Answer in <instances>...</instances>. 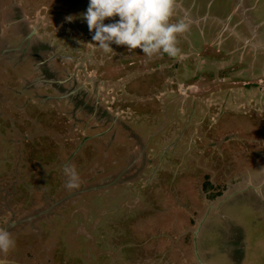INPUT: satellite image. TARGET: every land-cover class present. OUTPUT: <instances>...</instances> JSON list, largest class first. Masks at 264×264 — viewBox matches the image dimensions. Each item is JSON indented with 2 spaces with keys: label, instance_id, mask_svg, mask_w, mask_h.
Segmentation results:
<instances>
[{
  "label": "rangeland",
  "instance_id": "rangeland-1",
  "mask_svg": "<svg viewBox=\"0 0 264 264\" xmlns=\"http://www.w3.org/2000/svg\"><path fill=\"white\" fill-rule=\"evenodd\" d=\"M209 1L210 14L215 13L219 4L222 11L227 3L234 5L235 2L197 0V3L207 6ZM71 2L73 7L80 6L78 0H0V228L9 230L16 241L10 252H0V260L8 264H264V207L259 206L255 196L248 200L244 193L248 202L241 204L243 220L250 227L249 238L254 243L248 263L242 259V245L235 244L242 241L238 224L218 231L216 219L212 217L226 211L231 201L221 212L218 207L225 198L235 200L243 196L238 193L232 197L231 187L225 193L222 188L232 185L234 180H226L227 175L235 173L231 169L237 170L241 157H251L255 151L262 153L256 157L264 156V133L256 128L257 132H243L249 129L246 120L249 116L238 112L227 111L220 117L215 110L212 118L216 122H210L206 117L205 106L210 103L206 94L213 88L194 87V73L185 71L187 84L184 86V82L181 88L187 91L186 86L191 83V89L197 90L189 94L200 96L196 103L198 113L192 116L191 98L187 97L188 108L182 105L184 116L180 126L175 121L168 128L163 117L156 126L144 124L149 128L143 134L134 126L135 134L126 126L127 121L134 123L133 110L125 108L124 103L117 105L116 97L122 84H126L129 70L134 69L130 80L133 88L138 89L136 84L141 83L146 94L150 85L148 78L160 72L150 74L142 70L146 68L140 59L142 50L138 55H129L126 45L112 44L114 51L105 54L96 48L91 44L97 43L92 40L94 33L89 31L82 15H78L79 8L72 11ZM178 3L184 4L176 0L175 14L182 19L184 11ZM190 6L186 5L185 9L188 11ZM210 14L206 17V12H199L200 21L210 18ZM70 15L75 17L72 22L66 19ZM111 19L114 21L116 17ZM184 20L190 29L188 17ZM221 26L217 25L215 33L210 37L206 34L205 38L199 33L202 26H195L197 37L193 38L200 53L208 47H217L213 40ZM192 32L187 30L182 37L186 40ZM202 32L205 33V27ZM254 54V62L258 64L260 60L258 70L264 71V47L260 54ZM99 59L104 61V67L98 72L99 66L95 67ZM241 68L240 64L235 65L234 75H237L233 83H220L232 87L236 96L245 79L259 78L243 77ZM206 70L209 73V69L202 67L196 71L203 74ZM121 75L124 76L122 83L118 80ZM206 75L209 80L210 74ZM227 75L228 71L223 70L218 78ZM97 76L117 86L109 89L102 85L104 90L96 85ZM98 88L105 94L104 105L97 102ZM156 90L160 98L171 96L168 89L163 92L162 85ZM175 90L179 92L178 85ZM251 98L264 104V97L257 92ZM156 104L155 99L133 100L132 107L140 113H149ZM168 118L170 122L171 117ZM204 120L211 123L206 129ZM210 126L213 128L208 132ZM117 137H122L115 142L121 146L119 151L128 152L120 158L125 162L121 165L119 159L110 162L105 157L93 164L104 167L101 166L104 171L101 181L90 180L81 169L77 170L81 177L79 187L67 188L64 165L80 160L82 153L96 150L99 143L111 145ZM16 139L18 151L14 148ZM197 147L206 159L198 171ZM210 158L214 159L213 164ZM236 203L240 206L239 200ZM229 208L230 205L227 214ZM99 217L100 223L93 224ZM230 218L228 215L223 218L220 227H227ZM207 221L215 237L208 236L204 241H216L215 245L208 244V253L202 255L203 226L197 239L195 232ZM195 239V249L204 263L198 256L196 259ZM230 241L236 245L231 246L236 254L229 260H218L222 255L219 249ZM183 245L189 252L182 251Z\"/></svg>",
  "mask_w": 264,
  "mask_h": 264
},
{
  "label": "flooded vegetation",
  "instance_id": "flooded-vegetation-1",
  "mask_svg": "<svg viewBox=\"0 0 264 264\" xmlns=\"http://www.w3.org/2000/svg\"><path fill=\"white\" fill-rule=\"evenodd\" d=\"M177 1L182 2L185 5L184 6L178 3L179 7L181 5V9L184 11V16L182 19H185L186 16L188 17V20H190L191 22L190 29L188 30H190L191 32L193 31L191 33V36L188 37L186 40L184 37H182L183 34H181L180 38H178V41H179L178 47L181 49V52L184 54V58L183 59H181L180 57L173 58V57H169L167 54H161V55H154L152 57H148L150 59H147L144 53L141 54L142 57H140V59L143 60L142 62H144V65L146 67V68H142L144 72H147L150 74H153L156 71L160 72L159 74H155V75L153 74V77L151 79L148 78L150 85H149L147 94L143 92L144 86L141 83L137 82L136 88L138 89H134L133 86L131 85L130 80H131V77L133 76V70H134L133 69V70H129L131 71L130 75H127L125 79L126 84L125 83L122 84L121 86L122 88L120 89V94L119 95L115 94L118 96V98L115 95L109 96L112 98L116 97L115 103L117 102V99L119 100V104L117 105L121 106L120 104L124 103L126 105L125 108L133 110L134 113L132 116L134 119V123L132 124L130 123L132 122V120L127 121L126 126H128V128L131 131H133L135 134H136V130L133 128L134 126H137L140 128L139 131L142 133L143 130H144L143 132H145L146 129L149 128L148 126H145V125H148L149 123H151L152 127L156 126L159 120L162 121L163 117H165V122L167 123L168 128H170V124H174L175 121L178 122L180 126L182 124L181 117L184 116V113H182V105L185 108H188V105H186L187 97L191 98L189 107H192V110H191L192 116L196 115L199 110L198 107H197L198 110L196 109V103L198 102V98L200 96H198L197 93L189 94V91L197 92V90L191 89L192 88L191 83L186 86L187 91L181 88V84H183L184 82H185L183 84L184 86L187 84L185 80V76H184L185 71H186V72H192V75L194 73L195 79H196V82H194V85H195L194 87H197L200 85H206V87L213 88L208 91V94H206L209 96V102H210L208 106H205V108L208 109V114L206 117L208 118V120H210V122L215 119V118L214 119L212 118L215 115L214 114L215 110H218L220 117L223 114H225L227 111L228 112L233 111L234 113L238 112V114L240 115H244L246 117L249 116L248 119H246L247 122L249 123V129L242 130V128L239 126L243 132L246 133V131H248L249 133V131L254 130L256 128V130L262 133L263 135L264 133V120H263L264 104L263 102H261L260 104V100L255 101L251 97L256 92L258 95H262L264 97V71L258 70L260 66L259 64L260 60L257 61L258 64L254 62V59H255L254 53L257 52L258 54H260V49L264 47V42L261 40V38L264 40V3L261 2L260 4L259 1L261 0H252L251 4L249 3L250 0H235L234 5L232 2L227 3L224 6V9H222V11H221L222 5L219 4L216 7L215 13L210 14V10L208 9L210 1L207 6L202 5V4L198 5L197 0H188L187 2L186 0H177ZM77 4H80V6L73 7V4L71 2L72 11H74L78 7L79 8L78 11H80L78 15H82L83 12L87 11V8H88L87 5H89V0H83V1L78 0ZM186 5H191L188 11L185 9ZM204 7H206V10H203ZM230 8H232V10L229 13H226L228 12V10H230ZM37 11L39 12L38 9ZM202 11L206 12V17H209V14H210L211 17H213V20L212 19L210 20L211 18L210 17L203 21L202 20L200 21L201 16L199 15V12L201 13ZM220 16L223 21L219 19ZM118 19L119 17H116L115 20H118ZM180 19H181L180 16L175 14L173 17V22L179 21ZM111 22H113L111 18L105 21V23H111ZM83 23H86V22H83ZM217 25L218 26L222 25L220 27V30L215 34L214 40H213L214 43H217V47L216 46L208 47L206 48V51H204L203 53H200L198 51L199 47H197V44H196L197 40L193 38L194 36L197 37V30H194L195 26L197 27L202 26L201 29L199 30V33L203 35V38H205L204 35L207 34V36L210 37L212 32L213 34L215 33L217 28H219L217 27ZM203 27H205V33L202 32ZM207 29H208V32H206ZM35 34L36 33H34V35ZM193 39L195 40L194 41L195 43L193 42ZM124 47L130 51L129 55H133V54L138 55L141 52V49L138 51V48L135 50H130L127 46H124ZM52 55L53 54H51V56ZM103 63L104 61L101 59H99L98 63H96L95 68H98L99 66V68L97 69L98 72L100 71L101 67H104ZM132 64L135 65L134 62H132ZM237 64H240L242 67L241 75L243 77L245 78L250 77L252 79H255L251 75H256L259 78H256L255 80L245 79L243 81V84L240 86L241 90H239L240 91L239 94L236 96L234 95L235 93H233L234 90L232 89V87L227 86V84L234 82L233 80L234 76L237 75V74L234 75V70H235V65ZM244 64H246L245 67L243 66ZM5 65L6 64H3L4 67ZM201 67L209 69L208 70L209 73H206L207 70L203 74L197 73V71L201 70ZM223 70H227L228 75L226 77L218 78V73H220ZM212 73L214 74V77L213 75H211ZM206 74H210L209 80L207 79ZM123 77L124 76L121 75V77L118 79L119 82L122 83V81L120 80H123ZM95 81L97 82L96 85L101 86V87L104 86L105 88L106 86H108L109 89H111L114 85L117 86L116 83L112 85L113 83H111V80L109 81V79H103V78L99 79L98 76H97V79H95ZM221 82H226L227 84L226 83L220 84ZM159 85H162V87L164 88L163 92H165V89L166 90L168 89L167 91L171 93V96H170L171 99L168 96L167 97L165 96L163 98L162 97L160 98L158 96V93L156 92L157 91L156 87H158ZM175 85H178L179 92H176ZM171 86L172 88H170ZM115 90L116 89L114 88V91ZM83 92L85 93V91ZM187 92L189 96H187L188 95ZM200 92L202 93V90ZM174 95L175 97H173ZM96 96L98 100L97 102L104 105L105 104V101H104L105 94L101 92L100 88H98V90L96 91ZM181 98H185L183 102L181 101ZM154 99L157 100V104L152 106V109H154L155 112L153 110L149 113H140L134 110L132 107L133 100L147 101V100H154ZM168 102L170 104V107H169ZM2 109H4V105L2 106ZM4 112L5 110L3 111V113ZM168 117H171L170 122H169ZM173 117L175 118L174 120L172 119ZM251 117H256L257 120L255 121ZM205 120L203 121L202 124H203V128L205 127L206 129L211 123L208 124V121H205ZM141 124H143L142 125L143 127L141 126ZM176 127H178V125ZM115 128L119 130L118 126H116ZM211 128L213 127L210 126V128L208 129V132L210 131ZM123 131L125 132L126 130L123 129ZM112 133L116 134V132L114 131H112ZM119 139H122V137H117V139L114 140L111 145H108L107 143H104V144L99 143L96 150L89 151V153L87 154L82 153L80 160L78 159V161H71L70 164L73 165L77 170H81V169L84 170L83 171L84 175L89 176L90 180L96 179L94 180L95 182L101 181L99 179H101L100 176L104 173L103 169L101 168V166L103 167V165L100 164L97 167H94L96 166V165H93L94 163L98 164L105 157L110 162H114L119 159V163L121 165L125 162L124 159L120 160V158H124L125 153H128V152L125 151L126 149H124V151L120 149L119 151V147L121 146H119L120 145L119 143H115V142H119ZM174 141H172V143ZM15 142L16 143H15L14 148L16 149V151H18L19 140L16 139ZM171 144L169 143V145ZM169 145L167 144L165 147H163L164 151ZM174 145L175 144H172L171 147H173ZM109 147H110V150L108 149ZM175 148L176 146H174V149ZM64 151H66V149ZM116 151H119V152H118V155L115 157ZM260 153L261 152L255 151L252 153L251 157L249 156L247 158L241 157L239 159L240 166L237 168V170H234L233 168L231 169V173L232 172H235V173L231 176L227 175L226 180L232 182V178H233L234 181L231 183L232 185L227 184V186H223L222 190L225 193L231 187L232 194H233L232 197H235L236 195H238V193L242 194L243 196L235 200H232L234 198L232 199L225 198V200L221 201L218 207L221 212L223 210V206L231 201L226 206V209H225L226 211L221 212L220 213L221 215H219L218 213L212 215V217L216 219L215 226H217L218 231H221L223 229H229L231 226L234 227V224H238L239 229L243 233L241 237L242 241L236 242L235 244L242 245L243 252H244L242 259L245 260L244 262H247V263H248L247 257L250 256V250L254 248V243L249 238L250 227L243 220L244 215H242V208H241L243 205L241 204H242V201L246 200L248 202L249 197L255 196L254 198L257 199L259 206L261 205L264 207V156L256 157L257 154H260ZM164 154L166 153L164 152ZM223 154L224 153L220 152L221 156H223ZM200 158H204V159H200ZM202 160L205 161L206 159L204 155H202L201 149L197 147V171H198L199 166L203 165ZM209 160H211L212 164L214 163L213 158H210ZM244 193L247 195L248 200L246 197H244ZM237 200H239L240 206H238V204L236 203ZM137 203L138 201H136V204ZM229 205H230V208H229L230 213L228 212L227 214V208ZM103 214L104 213H102V215ZM227 215L229 217L231 216L230 220L226 222L227 227L226 226L220 227V225L222 224L221 222L224 221L223 218H226ZM205 216H208V214H206ZM206 218H204L203 220L204 222L206 221ZM213 218H212V221H213ZM100 221H101V217L95 219L93 224H99ZM212 221L210 222L211 225H212ZM208 223H207V226L206 224L205 225L203 224L205 228L204 231H206L207 233L203 232L202 230L201 232L202 235L200 237L201 242L205 243L203 244L204 248L201 251L202 255H206L210 247L209 245L211 246L215 245V241H216L215 239H213V241H208V240L204 241V239H206L208 236L215 237L213 236V232L210 231ZM84 224L85 223H82V225ZM193 243H194V249H195L197 247L196 239L194 240ZM235 244L232 241L228 243H224L225 246L219 249L221 250V253L223 256L220 255L218 260L221 261L224 259L225 260L231 259L232 256L236 254V252L235 253L233 252V247H231V246H236ZM215 248L218 249L216 246ZM186 249L187 247L183 245L182 251L189 252V251H186ZM194 253L197 259V256H198L197 249H195Z\"/></svg>",
  "mask_w": 264,
  "mask_h": 264
},
{
  "label": "clouds",
  "instance_id": "clouds-1",
  "mask_svg": "<svg viewBox=\"0 0 264 264\" xmlns=\"http://www.w3.org/2000/svg\"><path fill=\"white\" fill-rule=\"evenodd\" d=\"M176 0H89L87 11L82 14L89 31L93 32L91 43L107 54L114 51L112 44L126 45L130 50L141 49L145 56L167 54L184 58L178 47V37L189 29L184 20L173 22ZM119 17L112 23L109 18ZM72 22L75 17L66 18ZM68 177L66 187L77 188L81 177L70 163L64 165ZM16 245L12 233L0 228V252L8 253ZM0 264H8L0 260Z\"/></svg>",
  "mask_w": 264,
  "mask_h": 264
},
{
  "label": "water",
  "instance_id": "water-1",
  "mask_svg": "<svg viewBox=\"0 0 264 264\" xmlns=\"http://www.w3.org/2000/svg\"><path fill=\"white\" fill-rule=\"evenodd\" d=\"M203 222H202V224L200 225V227L196 230V232H195V238L197 239L198 238V236H199V233H200V231H201V229H202V226H203ZM196 246H197V240H196ZM197 255L199 256V251H197ZM199 260H200V262H202V263H204L203 261H202V259H201V257L199 256Z\"/></svg>",
  "mask_w": 264,
  "mask_h": 264
},
{
  "label": "trees",
  "instance_id": "trees-1",
  "mask_svg": "<svg viewBox=\"0 0 264 264\" xmlns=\"http://www.w3.org/2000/svg\"><path fill=\"white\" fill-rule=\"evenodd\" d=\"M143 222H145V219H144V217H143ZM209 224V223H208Z\"/></svg>",
  "mask_w": 264,
  "mask_h": 264
},
{
  "label": "crops",
  "instance_id": "crops-1",
  "mask_svg": "<svg viewBox=\"0 0 264 264\" xmlns=\"http://www.w3.org/2000/svg\"><path fill=\"white\" fill-rule=\"evenodd\" d=\"M205 225V224H204ZM206 226H207V224H206ZM203 228H204V226H203ZM203 230V229H202Z\"/></svg>",
  "mask_w": 264,
  "mask_h": 264
}]
</instances>
